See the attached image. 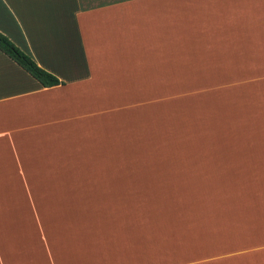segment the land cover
<instances>
[{
    "label": "crops",
    "instance_id": "obj_1",
    "mask_svg": "<svg viewBox=\"0 0 264 264\" xmlns=\"http://www.w3.org/2000/svg\"><path fill=\"white\" fill-rule=\"evenodd\" d=\"M0 32L62 81L0 50V264H264V0H0Z\"/></svg>",
    "mask_w": 264,
    "mask_h": 264
},
{
    "label": "trees",
    "instance_id": "obj_2",
    "mask_svg": "<svg viewBox=\"0 0 264 264\" xmlns=\"http://www.w3.org/2000/svg\"><path fill=\"white\" fill-rule=\"evenodd\" d=\"M0 50L26 70L32 77L38 80L44 87L55 86L62 83L56 75L39 66L34 59L1 32Z\"/></svg>",
    "mask_w": 264,
    "mask_h": 264
},
{
    "label": "rangeland",
    "instance_id": "obj_3",
    "mask_svg": "<svg viewBox=\"0 0 264 264\" xmlns=\"http://www.w3.org/2000/svg\"><path fill=\"white\" fill-rule=\"evenodd\" d=\"M254 217V216H253ZM253 220V222H256V220H255V218L254 219H252Z\"/></svg>",
    "mask_w": 264,
    "mask_h": 264
}]
</instances>
